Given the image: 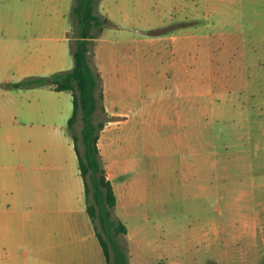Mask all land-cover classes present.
<instances>
[{
    "label": "rangeland",
    "instance_id": "374dc122",
    "mask_svg": "<svg viewBox=\"0 0 264 264\" xmlns=\"http://www.w3.org/2000/svg\"><path fill=\"white\" fill-rule=\"evenodd\" d=\"M72 2L0 0V166L25 164L8 152L44 132L70 142L71 92L13 85L72 69ZM96 14L98 147L128 264H264V0H99Z\"/></svg>",
    "mask_w": 264,
    "mask_h": 264
},
{
    "label": "crops",
    "instance_id": "0c3cea01",
    "mask_svg": "<svg viewBox=\"0 0 264 264\" xmlns=\"http://www.w3.org/2000/svg\"><path fill=\"white\" fill-rule=\"evenodd\" d=\"M46 133L42 144L8 152L25 164L0 166V264H106L72 140L56 133L52 143Z\"/></svg>",
    "mask_w": 264,
    "mask_h": 264
},
{
    "label": "trees",
    "instance_id": "16d2710c",
    "mask_svg": "<svg viewBox=\"0 0 264 264\" xmlns=\"http://www.w3.org/2000/svg\"><path fill=\"white\" fill-rule=\"evenodd\" d=\"M99 0H73L70 16L74 40V65L70 71L54 73L48 77L27 79L14 84L15 88L47 86L52 90L72 94V114L67 129L76 154L79 174L84 184L86 213L92 222L95 235L102 248L106 264H128L126 248L120 243L127 229L115 220L112 211L116 196L101 159L98 140L100 132L109 121L102 104L101 78L89 62L88 53L94 30L102 31L103 21L96 14ZM81 121L78 134L74 124Z\"/></svg>",
    "mask_w": 264,
    "mask_h": 264
}]
</instances>
